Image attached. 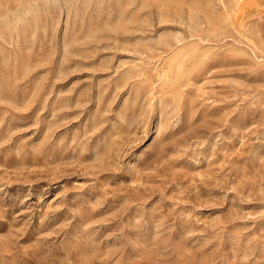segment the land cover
<instances>
[{
  "label": "rangeland",
  "instance_id": "374dc122",
  "mask_svg": "<svg viewBox=\"0 0 264 264\" xmlns=\"http://www.w3.org/2000/svg\"><path fill=\"white\" fill-rule=\"evenodd\" d=\"M0 264H264V0H0Z\"/></svg>",
  "mask_w": 264,
  "mask_h": 264
},
{
  "label": "bare ground",
  "instance_id": "6f19581e",
  "mask_svg": "<svg viewBox=\"0 0 264 264\" xmlns=\"http://www.w3.org/2000/svg\"><path fill=\"white\" fill-rule=\"evenodd\" d=\"M232 6V5H231ZM231 8V7H230Z\"/></svg>",
  "mask_w": 264,
  "mask_h": 264
}]
</instances>
